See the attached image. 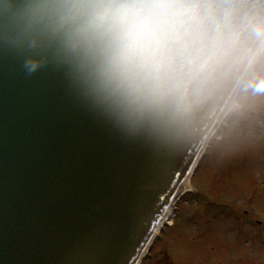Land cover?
Masks as SVG:
<instances>
[{"label":"water","instance_id":"water-1","mask_svg":"<svg viewBox=\"0 0 264 264\" xmlns=\"http://www.w3.org/2000/svg\"><path fill=\"white\" fill-rule=\"evenodd\" d=\"M237 88L160 146L94 116L52 71L0 46V264H139ZM190 174V175H189Z\"/></svg>","mask_w":264,"mask_h":264},{"label":"clouds","instance_id":"clouds-1","mask_svg":"<svg viewBox=\"0 0 264 264\" xmlns=\"http://www.w3.org/2000/svg\"><path fill=\"white\" fill-rule=\"evenodd\" d=\"M0 46L96 117L160 146L264 75V0H0Z\"/></svg>","mask_w":264,"mask_h":264},{"label":"rangeland","instance_id":"rangeland-1","mask_svg":"<svg viewBox=\"0 0 264 264\" xmlns=\"http://www.w3.org/2000/svg\"><path fill=\"white\" fill-rule=\"evenodd\" d=\"M245 93L235 100L241 98L252 115L231 112L190 181L202 198L188 194L176 203L172 226L142 264H264V75L249 80ZM243 193L254 199L252 213L260 222L254 231L243 230L237 216Z\"/></svg>","mask_w":264,"mask_h":264},{"label":"flooded vegetation","instance_id":"flooded-vegetation-1","mask_svg":"<svg viewBox=\"0 0 264 264\" xmlns=\"http://www.w3.org/2000/svg\"><path fill=\"white\" fill-rule=\"evenodd\" d=\"M246 87H247V82L245 83L244 86L240 87L238 94L239 95L241 94V95L246 97L247 96L245 93ZM261 100H262V102H264V95H262ZM237 101H238V103H237ZM236 103L239 106V109L236 113H241V114H245L248 116L252 115L253 112L250 111L247 107H245L243 105V100L241 98L239 99V97H238V99L236 100ZM262 106H263V104H261V107ZM251 185L253 186V188H257V184L253 183L252 181H251ZM262 187H264V183H262L260 185V188H262ZM188 194H193V195H196V196L202 198L200 193L196 192L194 190L192 192H187L183 197H185ZM254 204H255L254 199H253L251 194H248V195H247V193L241 194V197L239 199V209L237 211V216H238L239 220L241 219V222H240L241 227L245 231H254L257 229L258 224H260V222H258V220L255 218L254 214L252 213ZM147 255H146V257H147ZM160 264H169V263L164 261V262H161Z\"/></svg>","mask_w":264,"mask_h":264},{"label":"bare ground","instance_id":"bare-ground-1","mask_svg":"<svg viewBox=\"0 0 264 264\" xmlns=\"http://www.w3.org/2000/svg\"><path fill=\"white\" fill-rule=\"evenodd\" d=\"M238 89H239V87H238ZM238 89L236 90V92L234 94V97H233L234 99L232 101V104L231 103L228 104L227 108L225 109V111H224L223 115L221 116L220 120L218 121V123L221 124V123L225 122L228 119V116L231 114V112L236 107L234 100H235V97L237 95ZM233 102H234V104H233ZM184 188L185 189H189L190 188V186H189V176H188L187 180L185 181V183L182 186V189H184ZM173 218H174V211H173V207L171 206L169 208V210L167 211V213L165 215V219L163 220V222H166L168 224H173Z\"/></svg>","mask_w":264,"mask_h":264},{"label":"snow or ice","instance_id":"snow-or-ice-1","mask_svg":"<svg viewBox=\"0 0 264 264\" xmlns=\"http://www.w3.org/2000/svg\"><path fill=\"white\" fill-rule=\"evenodd\" d=\"M85 249L79 245L72 246L64 256L65 264H79L84 256Z\"/></svg>","mask_w":264,"mask_h":264}]
</instances>
